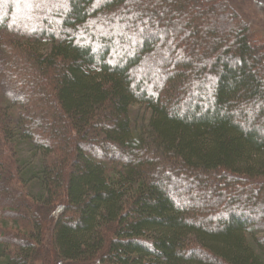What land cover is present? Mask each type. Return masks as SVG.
Here are the masks:
<instances>
[{
    "label": "trees",
    "instance_id": "1",
    "mask_svg": "<svg viewBox=\"0 0 264 264\" xmlns=\"http://www.w3.org/2000/svg\"><path fill=\"white\" fill-rule=\"evenodd\" d=\"M223 2L0 0V264H264V34Z\"/></svg>",
    "mask_w": 264,
    "mask_h": 264
},
{
    "label": "rangeland",
    "instance_id": "2",
    "mask_svg": "<svg viewBox=\"0 0 264 264\" xmlns=\"http://www.w3.org/2000/svg\"><path fill=\"white\" fill-rule=\"evenodd\" d=\"M223 4H224V7L227 8V10H226L227 14H228L227 17L235 16L240 23L242 22V19L244 20L246 17L252 18V19H249L250 23L246 22L250 26V31H252L253 34H255L257 36H262L264 34V0H227V2H223ZM257 4H260V6H258ZM196 8H197L196 11L200 12V13H201V11L204 10L202 8H199V7H196ZM208 10L206 11V14H208L210 16L211 15L217 16L216 15L217 13H214L213 9H211L209 11ZM255 27H259V28H255ZM250 41L252 42L253 40H250ZM257 43L258 42H256L255 48H258L259 50L261 48L262 51H264V47L262 46V45H264V41L260 43L262 45L257 44ZM249 44H250V42H249ZM251 44H250V46L252 47ZM262 55H263L262 53L257 54L258 58H260V60L264 63V56H262ZM155 57L166 59L169 62L172 61V59H173V57L170 56L169 52L165 54V52L162 50H156L154 52V55L151 56L150 59L146 61L145 67H147V70H151L153 67L154 68L157 67V65L155 64V62H157V59H155ZM156 72H158V70H156ZM192 97H194V96L192 95ZM189 100H190V98L188 99V101ZM132 110H133V114L135 117L141 118L143 116H147V110L143 106H139V105L134 106L132 108ZM21 151L25 152V151H28V149L25 148V150H24V147H23L21 149ZM31 153L32 152H29V153L26 152L25 156L30 157ZM192 181L195 182V180L187 178V180L184 183L192 186V184H193ZM245 189H246V187L243 184L234 185L232 187V190H230V192L224 196V199L227 201V203H229V205L231 203L230 198L234 197V195H239L242 198V200H244L245 197L249 196V194H248L249 192L248 191L246 192ZM203 196L206 197V195H203ZM177 201L180 204V202H182V199L180 197L179 198L177 197ZM207 208L205 207V210L207 212L217 210V205L211 204V206H207ZM221 209H222V207L218 209L220 215L223 214V210H221ZM247 215H250L248 217L251 218L252 221H261L262 219H264V215L263 214L259 215L258 212H255V215L254 214L252 215L251 212H247ZM2 219H4V217L0 213V224H3L4 220H2ZM198 220L206 222L207 217H202V218H199Z\"/></svg>",
    "mask_w": 264,
    "mask_h": 264
}]
</instances>
